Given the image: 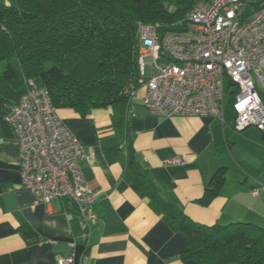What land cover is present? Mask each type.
<instances>
[{
  "label": "crops",
  "instance_id": "1",
  "mask_svg": "<svg viewBox=\"0 0 264 264\" xmlns=\"http://www.w3.org/2000/svg\"><path fill=\"white\" fill-rule=\"evenodd\" d=\"M137 104L142 107L141 100ZM58 114L93 156L80 166L99 196L98 221L84 239L83 222L66 201L36 204L35 194L22 186L19 143L8 115L2 116L0 264H58L71 255L74 264H185L180 254L188 248L186 236L166 223L127 169V133L115 127L114 110L94 109L82 117L65 108ZM128 132L154 184L150 191L173 201L187 218L207 226L246 222L264 228V135L254 127L234 128L231 98L223 120L137 114L128 118ZM177 158L180 164H164ZM220 170L225 184L205 206L200 200Z\"/></svg>",
  "mask_w": 264,
  "mask_h": 264
},
{
  "label": "trees",
  "instance_id": "2",
  "mask_svg": "<svg viewBox=\"0 0 264 264\" xmlns=\"http://www.w3.org/2000/svg\"><path fill=\"white\" fill-rule=\"evenodd\" d=\"M201 0H15L0 3V117L9 115L34 79L55 107L82 117L94 109L114 110V125L127 133L126 166L166 223L183 233L185 264H264V228L246 222L202 225L173 201L150 191L148 172L131 148V93L141 88L138 23L186 32V16ZM225 184L223 170L200 200L208 205Z\"/></svg>",
  "mask_w": 264,
  "mask_h": 264
},
{
  "label": "built area",
  "instance_id": "3",
  "mask_svg": "<svg viewBox=\"0 0 264 264\" xmlns=\"http://www.w3.org/2000/svg\"><path fill=\"white\" fill-rule=\"evenodd\" d=\"M248 7L254 12L246 15ZM186 21V32L138 23L143 94L140 89L131 93L128 118L137 117L139 99L152 116L223 120L230 95L234 128L254 127L264 135V0H201ZM7 121L19 143L22 186L35 194L36 204L48 206L61 199L74 207L83 222V238H88L98 221L99 196L80 163L91 162L93 156L59 116L49 90L27 80ZM181 162L177 158L164 164ZM58 264H74V255L58 258Z\"/></svg>",
  "mask_w": 264,
  "mask_h": 264
},
{
  "label": "rangeland",
  "instance_id": "4",
  "mask_svg": "<svg viewBox=\"0 0 264 264\" xmlns=\"http://www.w3.org/2000/svg\"><path fill=\"white\" fill-rule=\"evenodd\" d=\"M254 12V9L252 8V7H248L247 9H246V15L247 14H250V13H253ZM4 67V63H2L1 65H0V70L2 69ZM150 71H151V69H150V66L149 65H147L146 66V72H147V76H149L150 75ZM225 87H226V90H227V94H230V92H229V90H228V87H229V83L228 82H226V85H225ZM142 89V86H141V88H140V90ZM231 89H233V87L231 88ZM230 98H231V96L230 95H228V97L226 98V102L225 103H227L229 100H230ZM263 227V226H262Z\"/></svg>",
  "mask_w": 264,
  "mask_h": 264
},
{
  "label": "water",
  "instance_id": "5",
  "mask_svg": "<svg viewBox=\"0 0 264 264\" xmlns=\"http://www.w3.org/2000/svg\"><path fill=\"white\" fill-rule=\"evenodd\" d=\"M137 114L139 116H145V115H148L149 113L145 108L141 107V108H138Z\"/></svg>",
  "mask_w": 264,
  "mask_h": 264
}]
</instances>
